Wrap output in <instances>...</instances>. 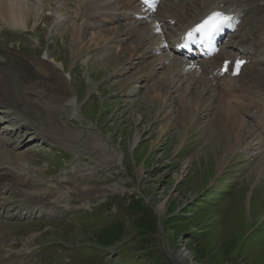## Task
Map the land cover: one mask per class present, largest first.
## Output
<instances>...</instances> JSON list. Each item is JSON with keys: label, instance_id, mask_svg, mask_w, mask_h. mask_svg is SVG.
<instances>
[{"label": "rangeland", "instance_id": "obj_1", "mask_svg": "<svg viewBox=\"0 0 264 264\" xmlns=\"http://www.w3.org/2000/svg\"><path fill=\"white\" fill-rule=\"evenodd\" d=\"M66 1L70 18L65 25L57 22L58 0H32L29 28L0 24V60L8 59L23 79H34L50 132L43 135L27 125L31 127L15 133L19 123L0 114V149L6 155L25 154L27 165H19V170L28 178L30 192L66 206L54 216L42 213L40 218L45 220L35 224V218L23 222L14 213L1 221L6 226L0 236L17 240L8 243L7 253L1 252L0 257L17 262L15 251L26 255L30 248L42 251L36 264L52 260L56 264H264V154L246 149L254 141L248 137L219 170L226 146L222 141L205 145L222 119L233 117L236 126L247 124L237 114L246 107L257 110L255 118H264V104L253 98L254 92L252 96L244 92L240 98L248 97L250 103L238 101L233 106L239 111L227 113L222 102L230 103L213 91L222 95L230 87L233 93V86L222 85L229 80L220 81L216 66L200 69L208 78L195 73L203 100L189 102L171 93L170 102L150 101L151 93L144 87L147 72L136 65L132 49L125 51L114 43L112 33L119 25L104 23L101 30H108L107 34L89 30V20L80 18L83 1ZM253 29L252 25L243 34ZM53 60L62 64L63 74L49 65ZM257 72L264 73V64ZM257 78L264 80V74L241 78L247 84L244 88ZM211 82L213 89L206 93L204 86ZM256 94L264 99L261 91ZM72 95L81 117L68 120V112L58 102ZM211 102L217 106L208 112ZM135 137L140 140L133 148ZM18 141L23 144L16 147ZM119 154L121 164L116 162ZM34 173L41 175L36 183L30 180ZM83 176L96 185L89 197L77 181ZM8 190L4 200L18 207L16 193ZM133 200L149 211L145 219L149 230L135 227L136 218L128 208ZM114 228L123 230L125 237L112 250H105Z\"/></svg>", "mask_w": 264, "mask_h": 264}, {"label": "bare ground", "instance_id": "obj_2", "mask_svg": "<svg viewBox=\"0 0 264 264\" xmlns=\"http://www.w3.org/2000/svg\"><path fill=\"white\" fill-rule=\"evenodd\" d=\"M31 1L32 0H0V24L29 28V17L34 14V6L31 4ZM135 3L136 2L132 0H90L87 4L83 3L82 9L84 11V18L89 20L86 28L95 30L97 31L96 33L99 31H102L101 33L104 34L108 33L106 29L97 30L99 28L90 21L98 16H101L104 21L110 19L113 21L115 20L114 23L120 25V29H117L115 33L111 31V33L113 32L112 34L116 37L115 43L117 46L123 47L125 51H130L132 49L131 57H134V59L137 58L140 68L145 69L147 75L150 76L148 85H145L151 93V95H147L150 101L158 100V98H161L163 102H165V100L169 101L172 98L171 93H176V96L178 95L181 100H188L189 102L203 100L200 99L199 96V88H201L202 84L195 73L201 68H214V66H217L218 62L223 63V61L237 56L234 54L235 45H232L234 35L224 41L225 43L220 49L219 54L213 59L188 61L176 56L177 54L174 52V48L180 36L183 35L188 28L193 26L198 19L201 21L212 12H227L232 10L233 13H238L237 22L240 25L238 32L246 29V27L252 23L256 24L257 30L253 34V38L246 39L242 37L237 47L239 50L243 51V53L264 52V0H163L156 8L158 10L157 12L151 9H143L142 5H136ZM66 5V0H58V7L55 13L58 22H60V26L65 25L66 22H68V18H70L65 12ZM172 21H175V24L172 25L171 23H174ZM101 28L104 27L101 26ZM66 30H69V28L67 27ZM104 41H107V39L104 38ZM98 43L97 41L95 42V44ZM7 54H9V56L19 57L17 53ZM7 61L4 57L0 60V112L9 113L12 115L13 119H18L21 124L31 125L35 127L36 131L40 134L49 135V129L46 127L47 118L43 116V113L45 114V107L40 101L41 96L38 98L34 79H23V77L18 74L19 71L16 69V66L11 65L9 61ZM251 62H253V58H251L250 63ZM138 63L136 62L137 66ZM49 65L63 74L64 69L62 64L53 60ZM132 65L134 66V64ZM115 68L117 69V67ZM159 70L161 71L158 73ZM248 70L249 68L243 69L240 78L245 79ZM262 74L264 73L259 72L258 75L254 74L250 77H256ZM64 77L67 80L68 77H66L65 73ZM250 77L248 76L247 78ZM39 82H41L40 79ZM164 87H167L168 91H165ZM212 89V82L204 86V91H206V93L211 92ZM42 92L43 91H40L41 94ZM153 93H155V95L152 96ZM202 97L203 96H201V98ZM203 98H205V96ZM228 103L230 104L222 102V104L225 105L227 113L234 114L235 111H239L238 106H233L232 102ZM58 105L62 108L63 112L65 110L68 112V120L80 119L81 116L75 95H72L64 102H58ZM63 115L64 113L58 116V122ZM222 116L223 115H220V118H222ZM255 119L258 126L263 127V130L258 131L257 128L250 126L249 122L236 126L234 118L230 117L226 121L222 119L221 124L217 125V129L212 130V133L210 132L211 129L207 131V133L210 132L211 134L206 139V142L204 141L206 143L205 145H211L215 141H222L227 148V156H220L221 161L218 166L219 170L226 164L227 158L230 157V153L240 148L249 136L255 137L258 141V150L264 149V144L261 143L264 137V118ZM220 132H223V134L220 135ZM139 138L140 137H135L133 148L137 146L140 140ZM220 143L221 142H219V144ZM217 144L218 143H216V145ZM0 154V186L3 187L6 184L11 185L12 188L15 189L17 195L22 197L21 207L24 210H38L48 203L42 198V194L29 191L30 189L27 187L29 186L27 182L28 178H22L19 171H14L10 168V165H16V163L19 165H27L25 154L19 153V155L16 156L15 152H13L6 155L5 150L1 149ZM116 162L121 164V154H119ZM260 164L261 161L259 166ZM262 166H264V162ZM39 177H41V175L34 173L30 180L36 183ZM89 179L90 178L83 176L78 177L77 180L80 184L81 192L86 193V197H89L91 192L96 188V185L90 184ZM85 201L89 204L87 198ZM46 206L50 209L53 207V204H46ZM63 207L65 206L61 208L63 209ZM158 210L160 212L164 210L162 203L158 206ZM2 226L6 225L0 221V231H2ZM8 239L10 238H2L0 236V246L4 245Z\"/></svg>", "mask_w": 264, "mask_h": 264}, {"label": "snow or ice", "instance_id": "obj_3", "mask_svg": "<svg viewBox=\"0 0 264 264\" xmlns=\"http://www.w3.org/2000/svg\"><path fill=\"white\" fill-rule=\"evenodd\" d=\"M159 0H143V3L154 10ZM229 17L222 13H214L206 18L200 25L193 29L187 36L189 44H207L212 45L218 35H220L226 27H229ZM197 36L200 39H197ZM241 63L235 65L238 73Z\"/></svg>", "mask_w": 264, "mask_h": 264}, {"label": "trees", "instance_id": "obj_4", "mask_svg": "<svg viewBox=\"0 0 264 264\" xmlns=\"http://www.w3.org/2000/svg\"><path fill=\"white\" fill-rule=\"evenodd\" d=\"M128 208L133 210L132 215L136 218L135 227L137 230L144 232V230H149V228H151L150 225H147L149 223H145L146 215H149V211L143 207L141 201L133 200L132 203L128 204ZM122 232L123 230L120 228H114L112 232H110L111 235L107 237L109 240L106 241L104 245L109 247L122 241L123 237H125Z\"/></svg>", "mask_w": 264, "mask_h": 264}]
</instances>
